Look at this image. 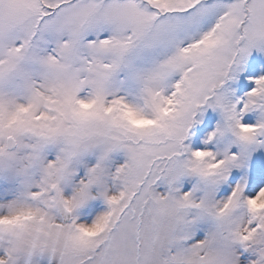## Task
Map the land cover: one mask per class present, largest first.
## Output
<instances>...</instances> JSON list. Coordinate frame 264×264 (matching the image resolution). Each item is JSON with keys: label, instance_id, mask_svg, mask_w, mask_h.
Segmentation results:
<instances>
[{"label": "snow or ice", "instance_id": "obj_1", "mask_svg": "<svg viewBox=\"0 0 264 264\" xmlns=\"http://www.w3.org/2000/svg\"><path fill=\"white\" fill-rule=\"evenodd\" d=\"M0 264H264V0H0Z\"/></svg>", "mask_w": 264, "mask_h": 264}]
</instances>
